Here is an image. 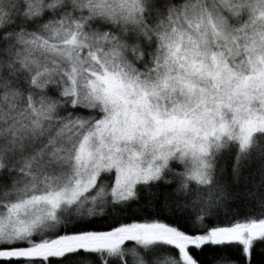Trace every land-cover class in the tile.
<instances>
[{
	"label": "snow or ice",
	"instance_id": "obj_1",
	"mask_svg": "<svg viewBox=\"0 0 264 264\" xmlns=\"http://www.w3.org/2000/svg\"><path fill=\"white\" fill-rule=\"evenodd\" d=\"M0 264H264V0H0Z\"/></svg>",
	"mask_w": 264,
	"mask_h": 264
},
{
	"label": "trees",
	"instance_id": "obj_2",
	"mask_svg": "<svg viewBox=\"0 0 264 264\" xmlns=\"http://www.w3.org/2000/svg\"><path fill=\"white\" fill-rule=\"evenodd\" d=\"M221 164H223V163H225V162H227V163H231V160H230V158H228L226 155L225 156H222L221 157Z\"/></svg>",
	"mask_w": 264,
	"mask_h": 264
}]
</instances>
